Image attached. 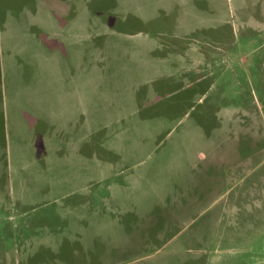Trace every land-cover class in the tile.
<instances>
[{"label": "rangeland", "instance_id": "1", "mask_svg": "<svg viewBox=\"0 0 264 264\" xmlns=\"http://www.w3.org/2000/svg\"><path fill=\"white\" fill-rule=\"evenodd\" d=\"M0 264H264V0H0Z\"/></svg>", "mask_w": 264, "mask_h": 264}, {"label": "trees", "instance_id": "2", "mask_svg": "<svg viewBox=\"0 0 264 264\" xmlns=\"http://www.w3.org/2000/svg\"><path fill=\"white\" fill-rule=\"evenodd\" d=\"M144 243H146V241H144V242L142 241V243H141V244H144Z\"/></svg>", "mask_w": 264, "mask_h": 264}]
</instances>
